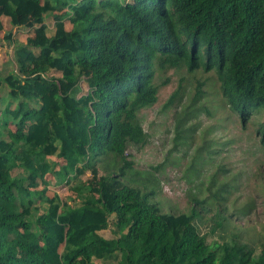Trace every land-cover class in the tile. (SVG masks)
<instances>
[{
	"label": "trees",
	"instance_id": "16d2710c",
	"mask_svg": "<svg viewBox=\"0 0 264 264\" xmlns=\"http://www.w3.org/2000/svg\"><path fill=\"white\" fill-rule=\"evenodd\" d=\"M0 34L12 49L0 65V264H264V227L249 235L234 223L249 221L258 201L230 200L245 172L217 164L207 185H194L206 196L190 195L189 211L172 214L150 199L157 178L134 171L127 153L148 142L138 114L157 102V73L168 70L213 72L264 152V0H0ZM202 86L175 117L174 149L193 130L185 125ZM210 143L195 149L191 176L200 151L218 155ZM87 171L71 204L47 195ZM250 177L264 206V166ZM206 222L217 241L202 234Z\"/></svg>",
	"mask_w": 264,
	"mask_h": 264
},
{
	"label": "rangeland",
	"instance_id": "374dc122",
	"mask_svg": "<svg viewBox=\"0 0 264 264\" xmlns=\"http://www.w3.org/2000/svg\"><path fill=\"white\" fill-rule=\"evenodd\" d=\"M45 23L48 26V34H52L53 21L46 18ZM31 32L32 29L29 28L19 29L14 32L13 37L17 42H24ZM0 36L2 37V34ZM1 37L0 65L6 68L7 60L12 59V49L3 42ZM10 66L12 67V65ZM48 75L60 77L58 72H50ZM166 79L168 84L163 86L162 82ZM197 81H204V86L201 87L204 95L201 101H198L192 108L196 110L194 117L185 125V128L193 130L189 133L188 138H185L183 143L174 149L175 117L181 113L183 107L190 103L196 92ZM156 82L160 86L157 102L152 107L141 110L138 114L142 128L148 134V142L141 149L130 147L127 150L128 159L134 162V171L151 173L158 180V190L156 195L150 198L151 201L156 202L167 213L188 212L190 195L200 198L206 196L204 189L194 187V185L200 182L207 185V178L215 171L216 165L220 163L231 173L245 172V177L239 183L238 189L230 196V200L232 203L234 202L235 207L242 206L248 197H251V199L258 198L256 204L252 207L250 220L236 219L234 221L235 226L239 225L244 231H248L246 233L249 235L256 234L257 231L262 232L264 206L259 200L258 194L254 192V180L250 177V174H255L259 165L264 166V162L261 164L262 161H259H264V152L262 153L256 145L252 132L253 126L251 124L243 126L239 117L225 106L213 72L198 71L195 77L192 78L185 70H168L166 73H157ZM179 85L184 87L181 97L175 100L173 106L163 110L164 103ZM81 87L83 90L86 89L82 83ZM204 141H207V145L209 141H212L208 150L215 151V149H218V155L215 154L213 159H209L205 151L202 154L200 151L194 160L197 163L191 170H196V176L192 172L193 176H191L189 169L194 151L197 147H201ZM201 150H204V148ZM210 161H213V165L209 163ZM94 167L98 170V175L103 174V162L95 163ZM92 168L93 166L90 170ZM89 175L90 171H87L83 177L77 181L71 180L68 185L49 187L47 195L57 194L62 202L71 204L75 196L76 183L84 181ZM145 175H131V177L141 182L147 180ZM123 181L128 184V181ZM262 186L264 187V184ZM213 212L214 209L210 210L206 217L213 216ZM211 224L206 222L200 227L202 234H207L210 242L219 239L218 230L214 234L210 232ZM101 235L105 238L112 237L111 228L101 232ZM102 263L115 264V261L110 260Z\"/></svg>",
	"mask_w": 264,
	"mask_h": 264
}]
</instances>
